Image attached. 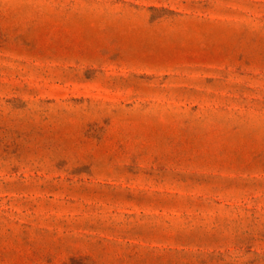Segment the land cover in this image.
I'll use <instances>...</instances> for the list:
<instances>
[{
	"label": "rangeland",
	"instance_id": "rangeland-1",
	"mask_svg": "<svg viewBox=\"0 0 264 264\" xmlns=\"http://www.w3.org/2000/svg\"><path fill=\"white\" fill-rule=\"evenodd\" d=\"M0 264H264V0H0Z\"/></svg>",
	"mask_w": 264,
	"mask_h": 264
}]
</instances>
